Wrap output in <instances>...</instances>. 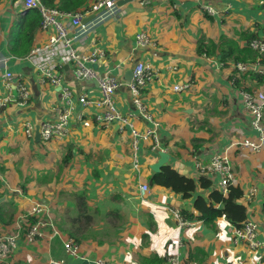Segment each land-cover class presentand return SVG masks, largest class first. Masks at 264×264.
<instances>
[{
  "label": "crops",
  "instance_id": "1",
  "mask_svg": "<svg viewBox=\"0 0 264 264\" xmlns=\"http://www.w3.org/2000/svg\"><path fill=\"white\" fill-rule=\"evenodd\" d=\"M94 1L89 0L79 11ZM202 5L211 7L212 14L195 0H131L119 6L117 16L83 34L76 27L70 28V17L57 18L67 28L71 47L79 56L88 55L92 48L104 53L95 64L97 70L93 69L97 76L113 77L120 85L112 101L117 112L128 120L121 128L116 122L104 127L95 120L104 113L96 106L100 98L98 82L78 80L73 63H55L61 75L58 86L39 83L38 72L23 57L13 55L8 45L17 17L26 16L27 21L39 13L24 10L23 0H0V97L6 94L2 82L5 71L20 74L31 94L25 106L11 102L0 111V192L5 198L0 206L5 213L15 211L8 225L0 222V237L14 231L20 217L36 204L44 205L59 232L58 237L39 243H27L21 237L12 256L0 264H47L50 260L64 264L96 260L105 264H140V258L155 255L164 258L163 264H171L170 255L176 256L177 264H264V149L249 152L238 145L242 138L255 135L243 94L264 92V54L260 56L263 73L241 74L234 68L241 61L224 62L218 50L211 56L197 53L202 37L215 44L221 38L233 41L238 49L247 46L250 36L264 41V0H205ZM91 19L92 15H87L82 22L87 24ZM53 34V27H39L32 48L45 44ZM140 34L146 36L145 44L137 42ZM255 56L259 57L257 53ZM137 63H143L152 73L142 96L151 122L143 119L133 105L125 81L126 72H132ZM176 85L188 88L174 91ZM65 88L72 92L70 106L63 102ZM82 94L91 104L84 107L79 103ZM67 108L68 136L62 141H35L36 128L57 121ZM27 123L33 126L32 138L25 134ZM132 129L140 134L155 132L159 151L169 156L167 165L198 184L193 197L185 199L171 190L150 186V166L157 161L158 151L151 152V136L138 138V167L134 168ZM224 151L233 165L235 182L231 186L242 191L238 202L246 208V221L257 225L255 248L235 238L234 226L224 217L215 219L210 226L187 219L193 225L180 228L173 215L178 210L181 215L185 212L197 216L195 197H207L212 190H218V176L205 174L202 169L214 155ZM67 155L68 164L61 169ZM201 178L210 181L207 189L199 187ZM144 184L149 191L142 195L140 186ZM80 193L85 194L89 209H99L100 213L110 207L107 199L121 193L129 214L124 223L104 222L101 215H96L92 229L106 231L97 232V239L75 242L84 258L75 259L64 253L62 243L69 239L67 229L75 217V196ZM60 213L64 214V222ZM111 230L118 234L115 240Z\"/></svg>",
  "mask_w": 264,
  "mask_h": 264
},
{
  "label": "built area",
  "instance_id": "2",
  "mask_svg": "<svg viewBox=\"0 0 264 264\" xmlns=\"http://www.w3.org/2000/svg\"><path fill=\"white\" fill-rule=\"evenodd\" d=\"M119 0H95L87 9L80 12H61L56 8H49L42 3V0H23L24 10H36L41 15L40 28L48 29L53 27L55 34L49 36L48 41L43 45L34 46L29 54L24 58L31 66L38 72V81L40 84H52L58 86L60 84L61 75L57 70L56 62L73 63L74 75L80 80H93L98 82V90L100 94L99 100L96 102V106L104 109L102 115L95 116V120L101 126L107 127L112 122H116L122 126L128 124L127 118L120 115L115 109L112 101V96L115 90L120 86L117 80L110 76H97L93 66L98 59L104 57V53L97 48H92L88 55L79 56L77 50L71 47V39L68 37L67 28L57 20L58 17H70V28L76 27L77 31H82V34L92 29L94 26L103 23L109 17L117 16L119 6L117 2ZM205 0H195L197 5L209 14H212L211 7L203 6ZM87 15H92V19L89 23L82 22L83 18ZM89 25V27H87ZM50 26V27H49ZM137 42L142 45L147 42L145 35L140 34L137 36ZM252 50L257 52L259 57L256 56L255 60L248 63H235L234 68L238 73L246 74L248 72L263 73L260 68V56L264 52V41L260 39H253L250 42ZM89 64V66H88ZM152 73L149 68L143 63H137L132 71L131 81L127 84L133 105L138 109L139 114L146 121L151 122L152 116L149 115L142 105V92L144 91L147 83L151 80ZM3 87L6 94L0 97V111L7 106V104L13 102L18 106H25L30 100V92L26 85L23 83L22 76L15 74L11 71H5L3 75ZM188 88V85H176L173 87L174 91H183ZM72 92L65 88L62 90V97L64 104L70 106V97ZM79 103L82 106H88L91 102L88 100L86 94H82L79 97ZM243 104L245 110L250 118V128L255 132L252 138H242L238 145L242 150H248L250 152H261L264 149V92H257L254 94L244 93ZM70 108V107H69ZM65 109L55 122H46L39 128L40 139L43 142H49L51 140L62 141L68 136V119L70 115V109ZM130 117V116H129ZM157 126V124H154ZM130 126L132 124L130 123ZM25 134L28 138H32L34 134L33 126L29 123L25 126ZM134 135L133 143V166L138 167V159L136 155V142L138 138L147 139L151 136L153 143L150 147L151 152L156 153L161 150L159 146L158 138L154 131H147L144 134L138 133L132 129ZM205 174H216L219 178L218 189L226 194L228 187L234 182V172L232 169L231 161L226 154V151L214 155L209 164L202 169ZM149 191L146 184L140 186V193L144 195ZM250 196L254 194V190L249 192ZM174 218L180 228H189L193 223L183 218L178 210L173 211ZM29 217L36 219V223L27 228L24 234V239L27 243H32L39 240H52L54 237L59 236V232L56 230L51 217L48 214L47 209L42 204H36L31 210L20 217L17 222L16 229L0 237V262H4L13 254L17 248V242L21 238L22 231L27 223ZM46 229L50 233H46ZM257 231V225L252 221H245L240 227L233 228V234L235 238L245 241L251 248L258 246L253 241L255 232ZM64 253L75 259H84L80 256L79 246L71 238L62 243ZM169 261L171 264H177L176 256L170 255ZM47 264H64L63 262L50 260ZM87 264H105L101 260L93 262L88 261Z\"/></svg>",
  "mask_w": 264,
  "mask_h": 264
},
{
  "label": "trees",
  "instance_id": "3",
  "mask_svg": "<svg viewBox=\"0 0 264 264\" xmlns=\"http://www.w3.org/2000/svg\"><path fill=\"white\" fill-rule=\"evenodd\" d=\"M89 0H42V3L49 8H56L61 12L73 13L82 8ZM33 11V10H32ZM27 17L19 15L14 22L13 28L10 31L8 37V45L11 53L17 57L25 58L31 48L34 41L35 32L39 29L41 18L39 14H32L27 21ZM252 37H247V46L238 49L237 44L233 41H226L223 38L218 44L211 40H206L204 37L200 38L197 43V53L206 56L215 54V51H219L221 60L226 62L231 59L234 62L241 61L248 63L255 60V55L251 50L250 42ZM264 54V53H263ZM264 56V55H262ZM252 59V60H249ZM258 83H261L259 77H255ZM70 155H67L62 160V167L68 164ZM94 177H97V173L94 172ZM150 186H159L176 194H180L183 198L189 199L195 195L198 188V184L191 178L179 174L167 164L161 168L158 173H152L149 178ZM210 186V181L201 178L199 180V187L207 189ZM1 190V181H0ZM3 194L0 192V197ZM242 196V191L234 186L228 187L227 196H223V193L218 190H212L211 193L204 197L203 195H197L193 202V207L198 213L197 216L193 214H187L182 212V217L185 219H197L204 222L206 225H212L215 219L224 217L227 222L234 226L240 227L247 219L246 208L238 202ZM124 196L121 193H117L111 198L106 200V203H110V207L104 213H100L99 209L91 210L87 205V198L84 193L77 194L75 196V217L71 219V227L67 229V235L78 244L89 241L90 239H97L99 236L97 232L92 229V221L96 215H101V220H122L125 222V218L129 214V206L124 201ZM134 205V202H133ZM216 205H219L216 207ZM263 209H264V194H263ZM131 211L133 206L131 205ZM15 211L5 213L0 206V222L3 225H8L13 220V214ZM105 222V221H104ZM36 223V219L29 217L25 227L22 231L21 237L32 224ZM106 224V223H105ZM108 233V232H106ZM110 237V236H109ZM102 243V241H98ZM12 256V255H11ZM10 256V257H11ZM9 257V258H10ZM164 258L158 256L142 257L139 260L140 264H163Z\"/></svg>",
  "mask_w": 264,
  "mask_h": 264
},
{
  "label": "water",
  "instance_id": "4",
  "mask_svg": "<svg viewBox=\"0 0 264 264\" xmlns=\"http://www.w3.org/2000/svg\"><path fill=\"white\" fill-rule=\"evenodd\" d=\"M130 1L131 0H119L117 2V6H123L129 3ZM83 22H85V20ZM93 68L97 70L98 66L94 65ZM131 78H132V72L131 71L126 72L125 74L126 85L131 81ZM39 139H40L39 128H36L35 141H39ZM157 156H158L157 161L150 166V169L153 173L160 172L161 168L168 163V159H169L168 154H166L163 151H158ZM4 199H5L4 197L0 198V203L4 201Z\"/></svg>",
  "mask_w": 264,
  "mask_h": 264
},
{
  "label": "rangeland",
  "instance_id": "5",
  "mask_svg": "<svg viewBox=\"0 0 264 264\" xmlns=\"http://www.w3.org/2000/svg\"><path fill=\"white\" fill-rule=\"evenodd\" d=\"M142 96H143V92H142ZM141 99H142V97H141ZM250 152V151H249ZM231 165H232V163H231ZM232 168H233V165H232ZM70 216L72 215L71 213L69 214ZM69 216V217H70ZM59 217H60V219H63V221L62 222H64V214L63 213H60L59 214ZM69 217H68V219H69ZM115 222H118V220H114ZM94 222H96V220H94ZM49 230L48 229H46V233L48 232ZM106 230L104 229V230H99V232H105ZM108 231V230H107ZM110 234H112L111 235V237H112V240H115V235H118L117 233L115 234V231L114 230H111V232H110ZM175 234L176 233H174V236H175ZM171 239V241H175V240H173L172 238H170ZM46 240V239H45ZM45 240H40V241H45ZM33 243H39V241H34Z\"/></svg>",
  "mask_w": 264,
  "mask_h": 264
}]
</instances>
